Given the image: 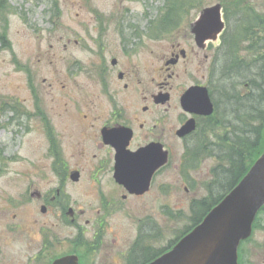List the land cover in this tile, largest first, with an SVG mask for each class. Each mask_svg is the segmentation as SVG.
Masks as SVG:
<instances>
[{
    "label": "flooded vegetation",
    "instance_id": "flooded-vegetation-1",
    "mask_svg": "<svg viewBox=\"0 0 264 264\" xmlns=\"http://www.w3.org/2000/svg\"><path fill=\"white\" fill-rule=\"evenodd\" d=\"M0 3L3 1L0 0ZM13 5H15L13 10H16L15 18L30 30H32L30 17L36 7L42 12V17L44 14H48L51 20L57 17L59 19L57 41L58 43L62 41L61 51L65 50L67 45H78L82 40L77 38L74 31L72 36L66 37L68 29L65 22L61 21L59 0H13ZM46 22L49 23L48 20ZM186 26L173 22H156L149 26V32L142 33L136 31L138 28L134 25L128 24L125 27L123 22L114 25L112 20H109L108 48L103 38L108 28L101 22L95 24L93 29L96 35L89 39L94 46L90 68L101 88L107 89L105 95L108 97L107 119L100 125L93 123V117H88L92 115L91 113L82 112L80 99L75 93L70 92V88L74 92L81 89L78 83V73L82 68L79 58L73 57L67 63L62 56L60 69L52 72L50 77H46L48 80L43 79L50 99L49 105L41 108L31 61L19 56L16 42L15 44L12 42L13 48L10 39L7 36L2 37L3 25L0 27V54L2 51H10L13 71L9 91L2 90V83L5 84L7 80L0 75V114L5 117L6 112L10 111V117L7 120L15 127L12 133L17 136L18 129L24 130L29 127L26 121L35 111L47 142L45 153H48L47 156L52 160V171L58 182V186L53 191L48 188H39L37 182L29 183L24 200L38 201L42 216L46 214L48 205L53 204L62 218H66L67 223L74 226L75 230L74 239H70L75 244L74 247L70 251L50 257L51 235H49L48 225L43 222L38 227V234L34 235L35 241L28 238L27 244L28 247L31 246L32 251L28 257V264H51L53 260L67 255H75L78 264H109V261H102L101 257L106 249L107 260H109V246H103L105 237L103 229L109 224V213L107 218L104 215H97L96 219H85L82 224L79 223V217L83 216L85 211L84 209L75 210L71 206V193L68 191L67 184L71 182L77 185L82 181V167L79 162L71 166L65 160L63 153H107L108 160L97 161V167H94L93 172L96 176L97 173L109 171L112 184L121 191L122 200H126L128 196H143L149 192L155 178L169 164V153L179 152L175 150L176 143L181 145V163L184 153L195 152L193 150L198 147L197 142L200 143L205 138L212 137L211 131H215L216 125L214 119L218 118L220 108L222 109L225 94L222 86H218V90L214 88L216 91L211 87V80H215V72L211 68L215 60L221 66L225 49L221 36H218L216 40L197 41L192 32V22ZM128 28L135 31L130 36L125 33ZM114 29L117 33L115 39L113 38ZM15 32L18 33V30L16 29ZM144 52L150 55V59L143 56ZM136 55L139 57H135ZM53 57L54 55L48 58L49 65L53 64ZM143 73L152 77L151 90L150 86L142 87ZM21 85L23 88H20ZM22 89L26 90V97L18 93ZM54 89L60 91L58 97L51 92ZM204 89L213 106L211 115L199 112L203 105L201 102ZM189 90L191 93L188 92ZM129 93L139 103L133 112L129 110L128 99L125 97ZM66 94H71L73 97ZM121 94L124 96L122 99ZM66 97L70 99V104L66 102ZM215 97L218 99L217 105ZM194 101L198 102V106H194ZM87 104L90 109L96 107L93 102ZM65 116L69 117L67 122L61 121ZM56 117L61 122L56 121ZM82 124L85 126L84 129L81 128ZM184 128L188 131L179 135L178 132ZM103 130L109 133H107V142H104L102 138ZM162 149L167 152V163L153 172L147 191L138 195L130 194L115 180L116 153H135L140 150H144V153H161ZM4 154L0 147V162ZM146 162L154 163L152 158H147ZM91 179L95 181L92 175ZM111 198L109 195L110 200ZM103 204L107 206L106 201ZM148 229L150 232L156 231L155 224ZM27 233L31 236V232L27 231ZM52 238L56 239L54 236ZM128 254L129 251L124 258L127 259ZM121 264L141 263L126 260Z\"/></svg>",
    "mask_w": 264,
    "mask_h": 264
},
{
    "label": "rangeland",
    "instance_id": "rangeland-1",
    "mask_svg": "<svg viewBox=\"0 0 264 264\" xmlns=\"http://www.w3.org/2000/svg\"><path fill=\"white\" fill-rule=\"evenodd\" d=\"M5 1H7L6 9L0 14V27L3 25L1 31L6 33L11 43L16 42L19 56L31 61L41 108L49 105L50 99L43 79L48 80L46 77H50L52 72L60 69L62 56L67 63L76 57L81 60L82 65L81 72L78 73L81 89L74 92L70 88V92L78 96L82 103V112L91 113L92 115L88 117H93V123L96 125H100L107 119L108 97L105 95L107 89L101 88L90 68L94 46L89 39L96 35L93 29L95 24L101 22L108 28L103 38L109 48V20H112L114 25L121 22L125 27L128 24L134 25L138 28L136 31L147 33L149 26L163 20L165 14V0H59L61 21L65 22L68 29L66 37L72 36L74 31L77 38L82 39L78 45H67L66 49L61 51L62 41L60 43L57 41L59 34L57 17L53 20L48 17V14L42 17V12L36 7L30 17L32 24V30H30L15 18L16 10H13L15 6L13 0ZM190 1H194L193 4L181 8L183 11L181 20L178 16L180 21L177 24L184 27L194 20L200 9L217 3L227 6L234 3H240V5L251 3L253 8L264 10V0ZM1 17L7 22L1 21ZM47 20L49 23L46 22ZM16 29L18 33L15 32ZM133 32L135 31L132 28L125 30L129 36ZM116 37L117 33L114 29L113 38ZM52 55H54L53 64L49 65L47 60ZM143 56L150 59L147 52H144ZM10 59V51H2L0 75L7 80L5 84L2 83V90L8 91L10 78L13 75ZM141 79L142 87L150 86L151 90L152 77L143 73ZM71 82L72 78L70 85ZM20 88H23V85ZM51 92L58 97L60 91L54 89ZM18 93L22 97L27 96L25 89ZM67 95L73 97L71 94ZM131 95L129 93L125 97L128 99L129 110L133 112L139 103ZM123 97L121 94L120 98ZM65 100L70 104L68 97ZM92 102L96 106L94 109L88 108L87 103ZM8 117H10V111L6 112L5 117L0 114V147L5 153L0 162L2 172L0 174V264H28V257L32 252L31 246L28 247L27 244L28 238L35 241L34 235L38 234V227L43 222L48 225L49 235H51L50 257L70 251L74 247L75 244L70 239H74L75 230L74 226L66 222V218H62L53 204L48 205L46 214L42 216L38 201L24 200L29 183L37 182L39 188H48L53 191L58 186V182L52 171V160L47 156L48 153H45L47 142L35 111L26 121L29 127L24 130L18 129L17 136L12 133L15 127L7 120ZM68 119L69 117L65 116L61 121L67 122ZM56 121L61 122L57 117ZM81 128H85L84 124ZM91 145L94 151L93 142ZM175 148L179 152L169 153V164L155 178L149 192L143 196H128L126 200H122L121 191L112 184L109 171L97 173L96 176L93 172L94 167H97V161L108 160L107 153H63L65 160L71 166L79 162L82 167V181L77 185L67 182L68 191L71 193V206L75 210L84 209L85 211L84 215L79 217V223L82 224L85 219H96L97 215H104L107 218L109 213V224L103 229L105 235L103 246H109V260L104 249L101 254L102 261H109V264H121L126 261L124 255L136 241L140 229L150 232L148 227L155 224L156 231L150 234L157 235L149 239L146 244L157 250L167 247L176 235L189 225L190 201L206 195L203 184L211 178L210 169L215 165V159L209 157L201 160L197 169L186 173L188 178L186 182L180 175L183 170L180 163L181 145L176 143ZM91 175L96 182L91 179ZM109 195L112 200L109 199ZM105 201L107 206L103 204ZM27 231L31 232V236ZM241 249V264H264V212L258 215V228L253 230L250 239L241 245Z\"/></svg>",
    "mask_w": 264,
    "mask_h": 264
},
{
    "label": "trees",
    "instance_id": "trees-1",
    "mask_svg": "<svg viewBox=\"0 0 264 264\" xmlns=\"http://www.w3.org/2000/svg\"><path fill=\"white\" fill-rule=\"evenodd\" d=\"M2 1L1 14L6 9V1ZM193 2L165 0V14L160 22H179L183 12L181 8ZM224 12L227 22L222 35L224 59L221 66L215 60L211 68L215 72L211 87L218 90V86H222L225 94L221 113L214 119L216 125L215 131H211L212 137L197 142L198 147L193 150L194 153H185L182 172L184 175L188 174L190 170L199 167L201 160L209 157L215 159V165L210 170V180L203 185L206 196L190 202L189 225L176 235L167 248L198 224L234 187L264 147V11H255L250 5L234 3L225 5ZM2 37L6 38L5 32ZM217 103L218 99L215 97V104ZM261 212H264V207L258 214ZM256 228L258 216L254 223V229ZM152 237L154 234L150 235L144 229L139 230L129 253L130 261L145 264L167 249L155 250L148 246L146 242Z\"/></svg>",
    "mask_w": 264,
    "mask_h": 264
},
{
    "label": "water",
    "instance_id": "water-1",
    "mask_svg": "<svg viewBox=\"0 0 264 264\" xmlns=\"http://www.w3.org/2000/svg\"><path fill=\"white\" fill-rule=\"evenodd\" d=\"M197 41L215 40L224 28L221 5L215 4L200 11L192 23ZM188 92L191 93V90ZM189 93V94H190ZM201 114L210 115L213 107L203 90ZM190 97V95L188 96ZM194 106L198 102L194 101ZM182 129L179 135L187 132ZM108 132L103 130L104 142ZM116 153L115 180L129 193L147 191L151 175L167 162V152ZM147 158L153 159L146 162ZM264 206V149L243 178L204 216L202 221L183 236L170 250L147 264H238V246L252 232V223L258 210ZM51 264H78L75 255L54 260Z\"/></svg>",
    "mask_w": 264,
    "mask_h": 264
}]
</instances>
